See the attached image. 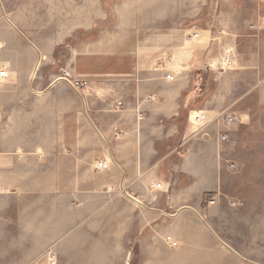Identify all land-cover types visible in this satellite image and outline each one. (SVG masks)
Segmentation results:
<instances>
[{
  "label": "rangeland",
  "instance_id": "obj_1",
  "mask_svg": "<svg viewBox=\"0 0 264 264\" xmlns=\"http://www.w3.org/2000/svg\"><path fill=\"white\" fill-rule=\"evenodd\" d=\"M263 21L264 0H0V66L5 65L3 68L8 71L0 79L12 76V60L18 62L21 70L29 68L32 51L33 70L38 55L43 56L34 79L43 62H49L47 73L56 80L55 85L43 87L30 82L17 95L0 94L4 100L0 107V180L12 174L7 171L12 167V131H40L48 126L53 134L62 120L58 117L59 107L52 105L43 107L47 118L19 122L22 116L15 112L25 107L12 106V99L54 103L78 99L68 89V81L75 79L87 82L85 90L91 80L109 84L139 71L154 79V53L142 52L141 46L159 44L176 27L192 28L186 33L187 39L199 35L191 45L198 51L195 64L200 66V73H194L190 84L195 105L208 101L215 108L238 99L241 109H250L246 126L232 130L225 143L229 162H238L239 169L231 171L226 166L223 184L203 191L191 202L179 204L177 211L168 210L171 219L163 223L159 237L145 240L155 245L154 249L142 250L135 236L112 235L103 223L95 225L92 221L91 226L89 217L105 207L97 202L80 221V234L66 232L60 238L61 245L51 244L34 252L26 264H264ZM217 22L224 23L216 34L218 41L213 39ZM239 22H249L252 35L236 39L231 27ZM252 24L254 28H250ZM205 27L210 35L207 44L203 42L206 36H200ZM94 46L103 51L118 47L122 53L73 58ZM161 61L169 65L176 60L166 55ZM25 90L33 95H25ZM52 144L55 146V140ZM240 171L241 180L233 174ZM54 176L53 173L50 177ZM26 189L32 194L40 188ZM46 189L48 194H56V187ZM15 190L0 186V264H12ZM167 235L176 241L175 247L166 242ZM74 237L76 244L68 248Z\"/></svg>",
  "mask_w": 264,
  "mask_h": 264
},
{
  "label": "crops",
  "instance_id": "obj_2",
  "mask_svg": "<svg viewBox=\"0 0 264 264\" xmlns=\"http://www.w3.org/2000/svg\"><path fill=\"white\" fill-rule=\"evenodd\" d=\"M248 24L239 22L231 27L236 39L252 35ZM216 26L215 35L224 23L217 22ZM189 31H193L191 27H176L159 44L141 46L142 52L154 53V79L139 71L109 84L91 80L83 94L68 86L78 99L56 103L12 99V106L25 107L15 112L22 116L19 122L33 123L39 117L47 118L43 107L52 105L59 107L58 117L62 118L53 134L48 126L40 131H12V167L7 169L12 174L0 180V186L16 189L12 192V264H26L34 252L51 244L61 245V236L70 230L73 235L80 234V221L97 202L105 207L89 217L91 226L92 221L95 225L103 223L112 235L135 236L142 250H152L155 245L145 240L159 237L163 223L171 219L168 210L177 211L179 204L191 202L203 191L223 184L226 163L230 160L225 143L232 130L246 126L250 109H241L238 99L215 108L208 101L195 105L190 84L194 73L197 76L200 73V66L195 64L198 51L191 45L199 35L187 39ZM201 31L200 36H206L203 42L209 43L208 29ZM214 34L213 39L218 41L219 35ZM97 49L94 46L93 50L75 54L73 58L122 53L118 47ZM29 55L31 64L24 70L12 60V76L0 79V94L17 95L30 82L41 87L55 85L56 80L47 73L49 62H43L34 79L43 56L38 55L33 70L32 51ZM166 55L176 61L164 64L161 60ZM167 73L174 77L172 81L165 78ZM117 101L122 108L114 109ZM2 105L4 100L0 99ZM193 110L233 114L239 120L228 126L214 121L196 128L188 119ZM221 133L228 135L224 143L219 140ZM100 160L107 162L108 167L96 169ZM53 173L55 176L50 177ZM242 173L233 174L241 180ZM156 183H160V188L154 187ZM31 187L40 189L29 194L26 188ZM49 187H56V194H48ZM74 228L77 230L72 231ZM73 240L68 248L76 244L75 237Z\"/></svg>",
  "mask_w": 264,
  "mask_h": 264
},
{
  "label": "built area",
  "instance_id": "obj_3",
  "mask_svg": "<svg viewBox=\"0 0 264 264\" xmlns=\"http://www.w3.org/2000/svg\"><path fill=\"white\" fill-rule=\"evenodd\" d=\"M264 24V21H263ZM255 25L252 24L250 26V28H254ZM1 70H0V77H6L8 71H5L4 68L6 67L5 65H1ZM4 67V68H3ZM165 78L167 80H173V76L169 73L165 74ZM69 86L71 88H73L75 91L77 92H81L80 89H83V91L86 88L87 82L85 80L82 79H75L72 81H68ZM122 108V103L120 101H117L114 104V109H119ZM193 111H191L189 113L188 119L189 122L193 125H197L199 128H202L203 126H205L206 124L210 123V122H214V121H220L224 126H228V125H232L236 122H238L239 118L236 117L233 114H224L222 112H214L212 114H210L209 112L203 111V110H197L194 114H192ZM219 140L220 142H224L226 140H228V135L227 134H219ZM96 169H105L108 167V163L105 162L104 160H100L96 162L95 165ZM227 167L231 170V171H237L239 169V163L235 162V161H231V162H227ZM155 188H160V183H156ZM165 240L168 244H170L171 246L175 247L176 246V241L170 236L167 235L165 237Z\"/></svg>",
  "mask_w": 264,
  "mask_h": 264
},
{
  "label": "bare ground",
  "instance_id": "obj_4",
  "mask_svg": "<svg viewBox=\"0 0 264 264\" xmlns=\"http://www.w3.org/2000/svg\"><path fill=\"white\" fill-rule=\"evenodd\" d=\"M196 111H193L192 114H194ZM194 127H198L196 124L194 125Z\"/></svg>",
  "mask_w": 264,
  "mask_h": 264
}]
</instances>
